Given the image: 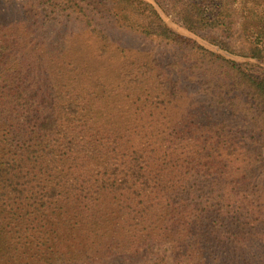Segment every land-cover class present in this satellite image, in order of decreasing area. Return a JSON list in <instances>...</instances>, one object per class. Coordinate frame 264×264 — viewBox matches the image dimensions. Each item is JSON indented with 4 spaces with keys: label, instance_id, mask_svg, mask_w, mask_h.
Instances as JSON below:
<instances>
[{
    "label": "trees",
    "instance_id": "trees-1",
    "mask_svg": "<svg viewBox=\"0 0 264 264\" xmlns=\"http://www.w3.org/2000/svg\"><path fill=\"white\" fill-rule=\"evenodd\" d=\"M4 4L0 264H264V0Z\"/></svg>",
    "mask_w": 264,
    "mask_h": 264
},
{
    "label": "rangeland",
    "instance_id": "rangeland-1",
    "mask_svg": "<svg viewBox=\"0 0 264 264\" xmlns=\"http://www.w3.org/2000/svg\"><path fill=\"white\" fill-rule=\"evenodd\" d=\"M5 2L4 6L1 8V13L4 14L7 17L14 18L19 15V10L12 7L14 3H18L21 0H3ZM44 20L39 22L37 25V35H39V38L49 40L51 37L56 36V34L60 31V33L69 34L71 31H82L86 32V35L84 36L83 41H90L94 44V39L91 37V35L88 34L86 30L87 27L85 24L81 23L78 20H75L74 18L67 16V15H61L49 12L46 14ZM112 35L114 39L117 41V43L121 46L126 48L127 50H137L139 48H148L150 46L149 40H146L140 36H137L133 34L132 32H129L122 28H114L111 29ZM232 122H235L238 124L237 128L240 130H248V132H252L250 123L247 122L246 119H242L241 117L236 118L232 117L230 118ZM264 153V148H263ZM263 178H264V172H263ZM165 249V247H163ZM149 254V253H145ZM123 260H114L113 264H123ZM107 264V263H105Z\"/></svg>",
    "mask_w": 264,
    "mask_h": 264
}]
</instances>
